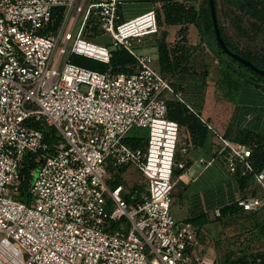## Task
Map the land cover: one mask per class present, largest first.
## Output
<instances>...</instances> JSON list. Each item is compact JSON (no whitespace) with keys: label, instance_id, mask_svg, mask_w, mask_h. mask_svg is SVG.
<instances>
[{"label":"built area","instance_id":"built-area-1","mask_svg":"<svg viewBox=\"0 0 264 264\" xmlns=\"http://www.w3.org/2000/svg\"><path fill=\"white\" fill-rule=\"evenodd\" d=\"M122 3L84 8L85 0H0V264L217 262L194 223L171 211L174 167L186 168L191 142L179 147L180 125L168 117L172 81L154 68L152 55L132 47L158 33L157 11L120 22ZM57 9L62 18L54 31ZM92 14L114 46L136 57L135 71L100 72L70 58L61 68L70 43V56L110 62V48L84 32ZM37 122L54 128L59 142L49 144ZM135 127L148 132L144 148L125 142ZM218 142L229 148L232 173L253 172L251 148L220 133ZM27 153L36 163L28 200L21 193ZM106 161L140 169L145 191L133 193L136 202H127L121 184L107 187ZM253 180L264 190V168ZM237 203L257 211L264 197L239 195Z\"/></svg>","mask_w":264,"mask_h":264},{"label":"crops","instance_id":"crops-1","mask_svg":"<svg viewBox=\"0 0 264 264\" xmlns=\"http://www.w3.org/2000/svg\"><path fill=\"white\" fill-rule=\"evenodd\" d=\"M101 1L104 0H89L88 5ZM122 1L120 22L152 9L162 15V6L168 0ZM169 1L196 9L204 4V0ZM159 26L158 33L147 38L152 43V54L144 53L152 55L154 68L172 81L174 92L167 94L176 93L207 127V132L198 141L187 127L180 130V147L184 142H191V147L183 156L186 168L177 176L172 214L177 220L189 219L194 223L203 240L211 245L216 260L223 244L228 248L222 256L224 260L254 253L248 248L254 239L263 241L259 250L264 251V206L257 211H248L237 203L239 195L258 196L259 188L252 178L243 182L241 175L228 169L229 148L223 149L218 142L220 133L235 146L249 147L243 142L247 133L264 135V86L250 82L221 61L195 23ZM162 44L166 45L169 54L183 48L184 59L178 68L173 67L174 71H166L174 62L171 60L170 65L162 62ZM181 68H187V71H181ZM167 94L166 98L169 97ZM235 242L237 246L242 243L248 246L232 250Z\"/></svg>","mask_w":264,"mask_h":264},{"label":"trees","instance_id":"trees-1","mask_svg":"<svg viewBox=\"0 0 264 264\" xmlns=\"http://www.w3.org/2000/svg\"><path fill=\"white\" fill-rule=\"evenodd\" d=\"M264 2V1H263ZM254 3V1L252 2ZM255 4V3H254ZM215 5L218 14V1L215 0ZM58 13V20L56 26L52 29L57 31V27L62 18V10L57 9ZM261 10L256 6H252L249 10L252 14H258ZM158 15V23L161 24H178V23H195L200 33L203 37H206L207 42L210 46V49L217 55L221 61H223L228 67L232 68L233 70L239 72L243 77H245L250 82L255 83L258 86H264V76L256 73L251 68L241 64L240 62L236 61L231 56L227 55L219 46L216 37L214 35V27L213 21L211 17V10L209 6V0H204V4L200 6L199 9L194 7H190L184 3L176 2V1H166L165 4L162 6V15L157 11ZM218 22L220 26V30L222 32V36L226 41L227 45L231 50L240 54L241 56L249 59L253 63H255L260 68L264 69V65L262 66L255 58L251 55L244 53L241 50L235 48L230 40L228 35L226 34L224 27L221 25L218 17ZM90 30L92 37L100 36L102 34V28L100 20L97 16L91 15L87 21L85 26L84 32ZM185 32L182 31V34ZM86 34V33H85ZM183 48H178L173 54H169L167 47L165 44L160 45V54L163 63H167L170 65V61L174 62V65L166 68L167 70H175L173 67L178 68L180 62L184 59ZM111 57L110 62L106 63L94 58H90L87 56L79 55V54H72L70 59L73 63L92 69L97 70L100 72H106L111 70L113 72H133L136 69L137 59L136 57L125 49L123 46H113L110 48ZM184 68V67H183ZM181 71H187V68ZM167 106H168V117L172 120H175L180 125V130L182 127H187L192 134L193 138L198 141L199 137H202L207 132V127L204 125L202 120L187 106V104L176 95L169 96L166 98ZM33 125L41 129L45 134V139L49 144H54L59 142L61 136L57 133V131L52 127H47L42 123H33ZM148 132L145 128L135 127L130 131L128 136L125 139V142L133 148H144L147 143ZM180 141V140H179ZM243 142H245L251 148V156L250 161L253 164V172L248 174L247 176H241V181L246 182L249 179H253L255 173L260 172L264 168V135L260 134H252L247 133L244 137ZM180 147V144H179ZM180 159V150L176 154V160ZM36 167V163L31 157V154L27 153L24 156L21 166V173L24 175L25 179L21 185V193L25 199L28 200L29 198V181L32 178L31 170ZM183 172V169L178 168L177 166L174 167L173 177L177 178ZM144 186V184H141ZM139 191L143 193L145 189L142 186L134 185L132 192L125 193L124 198L127 200L129 204L136 202L138 198H132V195L135 191ZM237 206V205H236ZM227 208L223 210L226 211ZM189 220V219H188ZM191 221V220H190ZM217 264V263H216ZM222 264H264V251L258 250L250 255H242L237 259L233 258H226L222 261Z\"/></svg>","mask_w":264,"mask_h":264},{"label":"rangeland","instance_id":"rangeland-1","mask_svg":"<svg viewBox=\"0 0 264 264\" xmlns=\"http://www.w3.org/2000/svg\"><path fill=\"white\" fill-rule=\"evenodd\" d=\"M218 1V17L221 25L224 27L226 34L229 37L231 44L238 50L243 51L255 58L262 66L264 65V0H217ZM254 1V3H252ZM89 0H85L84 8L88 6ZM252 6L259 8L260 13L252 14L249 10ZM74 15V13H73ZM82 16L79 18L76 28L80 26ZM86 35L95 41V43L105 45L109 48L114 46L113 39L109 33H105L102 29L100 36L92 37L91 31L86 30ZM151 36V35H150ZM154 37V35H152ZM151 36V37H152ZM143 37L141 43H133L132 47L137 53L150 52L152 54L151 40ZM63 44L61 39L60 46ZM70 45L67 47L66 54L61 61V68L65 62L70 58ZM60 48V47H59ZM59 48L56 52V58L59 55ZM85 89V88H83ZM170 94V93H169ZM167 94V96H170ZM106 174L105 183L109 189H113L116 185L121 184L124 187L125 193H130L133 190L134 185L142 186L145 189V185H141L144 182V178L140 169L135 165L114 166L110 162L105 163ZM258 187V186H257ZM259 188V187H258ZM174 191V190H173ZM108 193V191H107ZM259 197H264V190L259 188ZM109 197V196H108ZM112 206V205H110ZM172 206V205H171ZM172 206V212H174ZM110 212L111 208H107ZM247 240H245L246 243ZM251 242V241H249ZM232 244V243H231ZM224 248L221 249L220 255H218L217 264H222L226 251L228 250L226 244H223ZM248 247L252 251L259 250L263 245L261 239H254V241ZM245 244L233 243V248H239ZM231 247V246H230ZM222 259H221V258Z\"/></svg>","mask_w":264,"mask_h":264},{"label":"water","instance_id":"water-1","mask_svg":"<svg viewBox=\"0 0 264 264\" xmlns=\"http://www.w3.org/2000/svg\"><path fill=\"white\" fill-rule=\"evenodd\" d=\"M209 6L211 10V17L213 21V27H214V35L216 37V40L220 46V48L229 56L234 58L236 61L240 62L241 64L251 68L254 70L256 73L264 76V69L260 68L257 66L255 63L250 61L249 59L241 56L240 54L234 52L229 48L227 45L226 41L224 40L222 36V32L220 30L219 22H218V14H217V9L215 5V0H209Z\"/></svg>","mask_w":264,"mask_h":264}]
</instances>
